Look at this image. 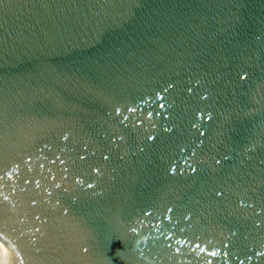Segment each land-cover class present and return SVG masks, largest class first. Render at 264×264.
<instances>
[{"label": "water", "instance_id": "95a60500", "mask_svg": "<svg viewBox=\"0 0 264 264\" xmlns=\"http://www.w3.org/2000/svg\"><path fill=\"white\" fill-rule=\"evenodd\" d=\"M16 264H264V0H0V242Z\"/></svg>", "mask_w": 264, "mask_h": 264}, {"label": "bare ground", "instance_id": "6f19581e", "mask_svg": "<svg viewBox=\"0 0 264 264\" xmlns=\"http://www.w3.org/2000/svg\"><path fill=\"white\" fill-rule=\"evenodd\" d=\"M11 244L7 238L0 242V264H16L13 257L14 251L10 247Z\"/></svg>", "mask_w": 264, "mask_h": 264}]
</instances>
